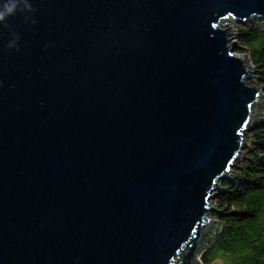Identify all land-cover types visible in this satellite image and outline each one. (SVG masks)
Returning a JSON list of instances; mask_svg holds the SVG:
<instances>
[{
	"label": "water",
	"instance_id": "1",
	"mask_svg": "<svg viewBox=\"0 0 264 264\" xmlns=\"http://www.w3.org/2000/svg\"><path fill=\"white\" fill-rule=\"evenodd\" d=\"M253 19L264 0H27L0 21V264H200L264 109L224 24Z\"/></svg>",
	"mask_w": 264,
	"mask_h": 264
},
{
	"label": "trees",
	"instance_id": "2",
	"mask_svg": "<svg viewBox=\"0 0 264 264\" xmlns=\"http://www.w3.org/2000/svg\"><path fill=\"white\" fill-rule=\"evenodd\" d=\"M235 52L246 55L264 87V20L237 22ZM251 146L236 165V177L221 182L213 199L221 230L200 255L201 264H264V116L249 132Z\"/></svg>",
	"mask_w": 264,
	"mask_h": 264
},
{
	"label": "rangeland",
	"instance_id": "3",
	"mask_svg": "<svg viewBox=\"0 0 264 264\" xmlns=\"http://www.w3.org/2000/svg\"><path fill=\"white\" fill-rule=\"evenodd\" d=\"M253 20H255V19H253ZM227 25H229V27L227 28V29H229V31L230 32H233L232 34H231V38L235 41V43H236V32H235V25H236V23L234 22V21H229V22H227L226 23ZM236 53V52H235ZM238 54V53H237ZM241 55V54H240ZM243 55V54H242ZM247 57V56H246ZM248 59V58H247ZM250 74H252V75H254V72L253 73H250ZM251 78H248V82L251 84L252 82H253V80H251ZM256 82H257V79H256ZM257 84H258V82H257ZM264 91V90H263ZM263 116H264V109L262 110V112H261V117H260V119L258 120V122H260L261 121V119L263 118ZM257 122V123H258ZM252 144V143H251ZM251 144H250V146H251ZM249 148V147H248ZM244 155H245V153H244ZM244 155H243V157H244ZM243 157L242 158H239L237 161H236V164L235 165H239V163H241V161H242V159H243ZM235 168V167H234ZM232 169V171H235V169ZM236 177V175H234L233 176V178L232 179H230V178H228L227 177V180L228 181H232L234 178ZM223 181V180H222ZM222 181H220L219 182V187H220V190L215 194V196L219 193V192H221V190H222V186H221V182ZM214 196V197H215ZM214 199V198H213ZM213 199L211 200L212 202H213ZM213 205V204H212ZM208 215H210L213 219H216V220H219L218 218H217V215H219V213H217V212H209L208 213ZM221 226H222V224H221ZM221 226L214 232V234L211 236V238L206 242V244H205V246H204V248L201 250V254L205 251V249L207 248V246L209 245V243L211 242V240L214 238V236L221 230ZM201 254H199V256H198V259H199V257H200V255ZM199 262H200V259H199ZM200 264H201V262H200ZM214 264H223V261H222V259H217V260H215L214 261Z\"/></svg>",
	"mask_w": 264,
	"mask_h": 264
},
{
	"label": "clouds",
	"instance_id": "4",
	"mask_svg": "<svg viewBox=\"0 0 264 264\" xmlns=\"http://www.w3.org/2000/svg\"><path fill=\"white\" fill-rule=\"evenodd\" d=\"M21 3L26 5L27 0H0V21L16 15L21 10Z\"/></svg>",
	"mask_w": 264,
	"mask_h": 264
},
{
	"label": "bare ground",
	"instance_id": "5",
	"mask_svg": "<svg viewBox=\"0 0 264 264\" xmlns=\"http://www.w3.org/2000/svg\"><path fill=\"white\" fill-rule=\"evenodd\" d=\"M227 22H229V21H227ZM224 24H226V22H225ZM224 26H225V25H224ZM227 31L230 32L229 29H227ZM246 62L248 63V60H247V59H246ZM199 254H201V251H200ZM198 256H199V255H198Z\"/></svg>",
	"mask_w": 264,
	"mask_h": 264
}]
</instances>
